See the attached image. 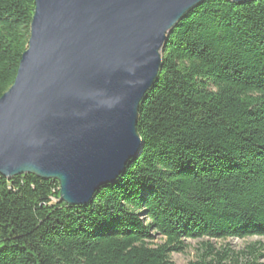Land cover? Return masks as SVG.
Instances as JSON below:
<instances>
[{
    "label": "trees",
    "instance_id": "trees-1",
    "mask_svg": "<svg viewBox=\"0 0 264 264\" xmlns=\"http://www.w3.org/2000/svg\"><path fill=\"white\" fill-rule=\"evenodd\" d=\"M34 0H0V98L28 47ZM140 155L84 204L59 183L0 175V264H264V0H204L171 29L140 104ZM159 240V242H158Z\"/></svg>",
    "mask_w": 264,
    "mask_h": 264
},
{
    "label": "water",
    "instance_id": "water-1",
    "mask_svg": "<svg viewBox=\"0 0 264 264\" xmlns=\"http://www.w3.org/2000/svg\"><path fill=\"white\" fill-rule=\"evenodd\" d=\"M34 1L0 98V175L57 181L60 201L84 205L140 155L139 108L167 37L204 0Z\"/></svg>",
    "mask_w": 264,
    "mask_h": 264
},
{
    "label": "rangeland",
    "instance_id": "rangeland-1",
    "mask_svg": "<svg viewBox=\"0 0 264 264\" xmlns=\"http://www.w3.org/2000/svg\"><path fill=\"white\" fill-rule=\"evenodd\" d=\"M256 241H262L264 243V239L258 237H251L246 239H229L226 241H213L217 247H221L226 245L227 247L233 249L238 252L244 250L249 244L254 243ZM159 242V240H158ZM199 240H187L186 245L187 248L184 252L173 253L171 255L172 260L177 264H188L190 261L196 259V249L198 247ZM264 261V258L262 259Z\"/></svg>",
    "mask_w": 264,
    "mask_h": 264
}]
</instances>
